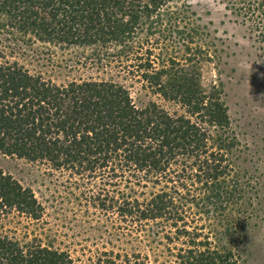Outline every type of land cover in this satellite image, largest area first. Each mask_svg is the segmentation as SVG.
Wrapping results in <instances>:
<instances>
[{
	"label": "trees",
	"instance_id": "obj_1",
	"mask_svg": "<svg viewBox=\"0 0 264 264\" xmlns=\"http://www.w3.org/2000/svg\"><path fill=\"white\" fill-rule=\"evenodd\" d=\"M221 1L264 38V0ZM2 33L48 55L82 50L97 70L118 69L185 111L136 102L112 79L56 84L0 56V151L99 179L81 198L115 216L116 242L130 245L89 264L239 263L257 190L235 163L219 86L202 85L201 65L220 62L223 42L188 0H0ZM12 214L38 222L45 207L0 172V222ZM77 262L0 227V264Z\"/></svg>",
	"mask_w": 264,
	"mask_h": 264
},
{
	"label": "rangeland",
	"instance_id": "obj_2",
	"mask_svg": "<svg viewBox=\"0 0 264 264\" xmlns=\"http://www.w3.org/2000/svg\"><path fill=\"white\" fill-rule=\"evenodd\" d=\"M219 4L221 7L216 13L189 3L192 11L223 42L217 44L222 51L218 55L220 62L201 65L202 85L205 88L214 83L219 86L230 123L229 137L238 144L235 163L246 174L243 181L257 190L256 218L247 228L238 264H264V38L259 36L261 28L256 30L252 23H242L225 3L219 0ZM43 48L39 44H15L12 38L0 34L2 62H17L30 73L42 74L60 85L112 79L127 87L136 102H155L170 113L185 114L181 105L155 95L145 87L146 83L118 75V69L97 70L85 60L93 55H80L82 50L58 48L53 50V55H48ZM0 172L31 189L45 207V215L38 222L17 214L2 219L0 227L9 237L20 242L40 238L43 244L69 253L78 264H89V259L96 261L98 253L111 250L114 245L130 248L122 238L116 242L117 236L112 229L115 216L97 209L92 199L81 198L87 191L96 195L102 187L99 179H86V173L79 176L71 171L55 170L46 162H31L4 155L1 151Z\"/></svg>",
	"mask_w": 264,
	"mask_h": 264
},
{
	"label": "clouds",
	"instance_id": "obj_3",
	"mask_svg": "<svg viewBox=\"0 0 264 264\" xmlns=\"http://www.w3.org/2000/svg\"><path fill=\"white\" fill-rule=\"evenodd\" d=\"M189 3L194 7L218 13L221 5L219 0H189Z\"/></svg>",
	"mask_w": 264,
	"mask_h": 264
}]
</instances>
